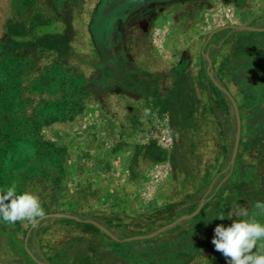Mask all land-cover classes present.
Here are the masks:
<instances>
[{
    "label": "rangeland",
    "instance_id": "rangeland-1",
    "mask_svg": "<svg viewBox=\"0 0 264 264\" xmlns=\"http://www.w3.org/2000/svg\"><path fill=\"white\" fill-rule=\"evenodd\" d=\"M210 83L227 110L205 107ZM171 87L201 99L194 123L160 110ZM13 184L45 215L0 219V264H227L215 227L264 201V0H0Z\"/></svg>",
    "mask_w": 264,
    "mask_h": 264
},
{
    "label": "clouds",
    "instance_id": "clouds-1",
    "mask_svg": "<svg viewBox=\"0 0 264 264\" xmlns=\"http://www.w3.org/2000/svg\"><path fill=\"white\" fill-rule=\"evenodd\" d=\"M150 113L144 110V115ZM250 213L246 207L230 213L232 219L229 226L219 224L214 229L212 244L215 250L222 253L227 264H264V222L257 217L264 216V201H256ZM45 210L38 195L29 191L18 194L15 184L0 188V219L6 224L29 221L43 217ZM215 218L225 219L223 213Z\"/></svg>",
    "mask_w": 264,
    "mask_h": 264
},
{
    "label": "trees",
    "instance_id": "trees-1",
    "mask_svg": "<svg viewBox=\"0 0 264 264\" xmlns=\"http://www.w3.org/2000/svg\"><path fill=\"white\" fill-rule=\"evenodd\" d=\"M14 25L11 21L8 23V31L12 35L16 34V31L14 29ZM39 40L44 41L45 45L52 48L57 46V44L60 41V38H58L55 35L50 34H44L39 38ZM176 91L175 87H171L168 89L166 94L160 96L161 100V111H171L174 110L176 112L180 111V115L182 117V123L188 124V123H194L198 119V114L196 112L200 111L199 102L201 99L198 96H195V100H187L186 102H182L179 104L174 96V92ZM203 93L207 95V101L205 102V107L208 108L209 111L216 114V110L220 109H228L227 100L223 96L222 91L216 86L214 83H210L209 85H205L202 90ZM154 144V143H153ZM140 151L138 150L134 154V161H138V153ZM159 150L155 146H151L149 148V153L152 156L159 155ZM84 225L95 227L90 223H84Z\"/></svg>",
    "mask_w": 264,
    "mask_h": 264
}]
</instances>
